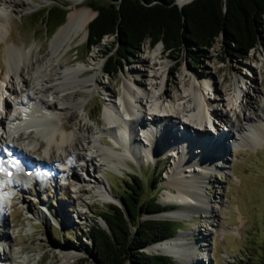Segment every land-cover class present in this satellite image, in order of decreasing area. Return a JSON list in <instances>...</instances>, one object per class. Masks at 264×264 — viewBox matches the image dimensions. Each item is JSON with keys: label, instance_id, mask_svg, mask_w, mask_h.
<instances>
[{"label": "rangeland", "instance_id": "1", "mask_svg": "<svg viewBox=\"0 0 264 264\" xmlns=\"http://www.w3.org/2000/svg\"><path fill=\"white\" fill-rule=\"evenodd\" d=\"M87 1L77 3L76 8H87L93 17L95 13L86 6ZM50 2L51 0H0V13L5 22L4 26L0 24L2 26H0V64L7 65L3 51L8 45H14L28 51L33 58L41 56L45 60L63 66L77 67L80 65L85 69L81 76L82 80L96 75L99 83L88 82L76 87L78 92H89L85 99V111L79 107L71 119L61 120L60 118L55 121V127L58 129H60L61 122L67 124L69 130H73L76 136L84 139L82 142L86 144L89 141L90 148L95 145L103 148L100 150L102 152L105 150L113 153L111 148L114 146L116 135L108 127L112 122H107L104 116L105 110L110 106L106 93H110V102H113L114 109L126 126L122 118L128 117L126 111L129 98L126 96L124 98V84L133 86L131 78L140 79L141 73L150 69L146 66V61H152L154 55L157 61L154 70L158 78H148V81L162 80L163 88L160 91L167 96L159 100L152 92H149L151 102L176 106L178 93H191V84L194 81L196 86H198L197 81L204 82L206 84L203 89L204 96L207 98L206 101L214 107L218 117L210 120L215 123L216 129L224 132H227L229 122L224 124L220 120L221 117H226L234 125L240 122L243 127H248L245 115L240 106L238 107L240 100L245 105L248 103V111H251L255 119L257 114L253 112L256 108L261 106L264 110V36L253 49L243 55L233 56L223 54L220 48V37H218L210 48L199 53L200 57L197 58L195 67L191 65V60L185 58L186 56L166 54L160 43L151 47L145 40L138 50L122 61V68L117 74L109 75L102 70V55L113 46L111 37H104L96 47L86 48V31L83 38L80 35L72 41L63 43L57 52L52 54L51 39L59 26L64 23L66 14L62 23L51 34H49V29H44L41 23L34 22V18L30 19L31 13L45 8ZM54 2L62 5L67 11L70 6L75 7L73 0H54ZM68 58L70 61L65 63V59ZM143 58L146 61H142ZM16 80L14 78V81ZM5 84L8 83L5 82ZM133 87L136 88L138 85L134 84ZM235 89H242V94L245 93L243 97L240 94L237 102L234 101L235 99L232 100L236 94ZM72 94L74 91L70 89L57 90L56 93L46 97L48 100L57 98L61 102H69ZM14 96L11 89L0 90V107L4 105L5 100L10 110L9 114H16L19 117L20 108L14 104ZM145 113L146 117L150 115L148 110ZM4 116L2 117L4 125L9 128L14 121L9 120L8 116L4 119ZM260 119H264L263 113ZM176 127L179 128L178 133L181 134L183 125L178 120ZM215 128L208 125L206 132L209 134L211 130L214 133ZM27 130H32L31 137L26 136L25 131ZM117 130L119 129L116 128L115 131L119 133ZM16 131L22 133L21 138L15 141L19 150L29 157L43 156L53 160L52 167L48 166L46 170L54 175L49 173L41 176L38 184L33 183L35 177H29L25 181L21 180V189L12 187L7 179L6 183H3L6 198L2 200L4 212L3 214L0 212V233L4 234V240L0 242V253L8 256L5 264H61L66 244L72 246L80 254L72 264L87 257V251L91 245L88 237L90 225L96 223L104 227L105 223L98 214L107 209L110 204L121 206L119 195L124 194L127 189L125 181L129 179V175L136 174L140 177L142 200L150 201L156 197V201L163 205V210L178 206L176 202L171 204L163 202L166 195L170 194L165 186L169 174L173 170L180 172L177 168L182 166V163H176V156L172 158L170 151H166L167 148L173 150L169 142L159 141L157 144L155 139L152 143H148L145 134L137 131V139L134 140L135 148L125 143L123 147L117 148L119 152L114 151L113 154L116 155L119 164L107 160V157H95L85 166L84 161L73 157L72 166L76 173V177H73L65 166L59 163L57 155L60 153V147L56 146L55 140L50 141L47 149L42 148L40 151L37 149L38 152L36 150L37 153H33L30 151L32 145L38 142L37 137L41 141L42 132L37 130L33 124L19 127ZM230 133L232 140L226 135L222 136V139L224 138L223 151L219 152L218 158L215 156L217 166L211 167L204 184L203 193L210 199L215 198L218 202L213 209L214 217L211 220L199 212L183 219L157 218L151 214L142 215L140 218L168 220L176 228L172 235L175 232L178 234L186 227L198 231L191 237L195 241L204 240L201 236L205 235L206 240L200 243L199 248L206 254L200 255L196 264H249L264 258V139L258 138L255 142H243L238 140V132ZM6 143L7 146L12 145L10 140ZM147 145H151L152 149L149 154L145 152ZM157 147L159 150H156ZM194 147L192 146V150L199 151V153L190 155L186 153L187 157H191L190 160L196 159L203 152L202 147H195L196 149ZM3 148L7 153L6 148ZM88 152L90 151L86 150L85 153ZM161 157L163 159L159 160ZM188 165V169L197 168L193 160ZM94 166L97 168L98 181L110 187L119 203L104 202L96 193L97 183L87 175V169ZM41 208L45 213L41 211ZM145 248L143 249L146 251ZM206 255L209 259L205 257Z\"/></svg>", "mask_w": 264, "mask_h": 264}, {"label": "bare ground", "instance_id": "2", "mask_svg": "<svg viewBox=\"0 0 264 264\" xmlns=\"http://www.w3.org/2000/svg\"><path fill=\"white\" fill-rule=\"evenodd\" d=\"M73 1L75 7H69L64 23L59 26L51 39L50 43L52 54L57 52L58 48L63 43L72 41L80 35H82V38L86 35V26L92 16L87 8H76V4L81 3L83 0ZM177 2L179 5H182L188 2V0H177ZM0 24L2 26L5 24L1 13ZM3 52L7 60V65L3 66L0 64V90L5 91L11 89V91L15 94L14 104L20 108V113L19 117L16 114H9L10 110L8 109V104L5 100L3 101L5 106L4 119L8 116L9 120L12 122L14 121V123L7 128L8 126L4 125V120L0 116V151H2V148L5 147L6 151L12 150L15 151V153L19 152L20 150L16 145V142L21 138L22 133L21 131L18 132L16 130L19 127L33 124L37 130L42 132L43 140L41 139L40 141L37 137L38 142L32 145V149L30 151L34 153L37 149H39V151L40 149L42 150V148L47 149L50 141L55 140L56 146L60 147V153L57 155L59 156V163L64 165L65 169H67L68 173L73 177H76V173L72 166L73 157L77 160L84 161L85 166L91 163L95 157H107V160H110L115 164H119L116 155L113 153L114 151L119 152L117 148L124 146L123 141L125 140V136L123 140H121V132L119 129V127L122 126L121 124L124 123L114 109L115 106L113 102H110V93H106L110 106L109 109L105 110L104 116L106 117L107 122H112V124L108 126L110 127V130L114 131L116 128L119 129L117 130L119 131L118 136H116L117 140L115 139L114 146L111 148V152L113 153H108L109 151L106 152L105 150L102 152L100 150H103V148L95 145H92L90 148V145L88 144L89 141H87L86 144L82 142L84 139L76 136L73 130H69L67 124H63L64 122H61L60 129L55 127V121L60 118L61 120L64 118L71 119L74 112L79 109V107L85 111V99L87 98L89 92H78L76 87L80 84H86L88 82L99 83L97 82L96 75H92L90 78L82 80L81 76L85 69H83L80 65L77 67L63 66L59 63L54 64L51 61L45 60L44 57L41 56L33 58L28 54V51L14 45H8ZM155 58L156 55L153 56L152 61H146L145 58L141 59L142 61L147 62L146 66L150 69L141 73L140 79L134 77L131 78V82L134 83L135 86L138 85V87H136L137 89L133 87L134 84L133 86L126 83L124 84V98L125 96L126 98H129L126 111L128 116L126 126H128L130 134L126 135V144L135 148L136 144L134 140L137 139L136 137L138 133H136V128L138 127L141 129V134H145L148 143H152L155 139L157 144L159 141L169 142L170 146L173 147L172 149L177 150L173 151L167 148L166 151H170L169 153L172 158L176 156L177 164L182 163L181 168H177L180 172L173 170L171 174H169L165 186L170 194L166 195V198L163 201L165 204L176 202L178 206L151 214V216L157 218L183 219L191 217L195 212H199L205 218L211 220L212 217H214L213 209L216 207L218 202L215 198H208L203 191L204 184L208 178V173L212 166H217L215 163L217 160L216 157L217 155L219 156V152L223 151L224 138L222 139V136L226 135L227 138L229 137L230 140H232L233 137L230 132L235 131L239 134L238 140L243 142H255L258 138L264 139V119H260L262 113L264 115V110L261 106H258L253 112V114H257V117L256 119L253 118L251 111H248V103L245 105L242 103V100H240L241 103L237 100L243 92H241L242 89H235L236 94L233 96L232 100L235 99V102L239 101L238 107L240 106L241 111L245 115L248 127H243L240 122L234 125L232 122L228 121L226 117H221L220 120L224 124L229 122V127L227 132H224L223 130L219 131L218 128L216 129L214 127L215 123L210 120L211 118H218L216 110L212 107V105H210V103H208V101H206L207 98H205L203 93V89L206 87V84L200 81H197L198 86L194 83L195 81H192L191 93L183 94L180 92L177 94L178 103L176 106L165 105L162 102L153 103L149 100V92H152L156 99L159 100L164 99L167 96L164 92L160 91L163 88L162 80L159 82H152V80L148 81V78H158L154 70V67L157 64ZM69 61V58L65 59V63H68ZM13 77L17 80L14 81ZM5 82L8 84L4 85ZM66 89L74 91V94H72L70 98H75L77 99L76 101L71 99L69 102H61L57 98L48 100L46 97L47 95L56 93L57 90L63 91ZM243 96H245V93L242 94V97ZM146 105L147 107L145 109ZM146 110L150 113L151 121L145 117ZM63 113L64 115H61ZM177 120L183 125L181 134L178 133L179 128L176 127ZM208 125L212 126L213 129L215 128L216 131L212 133L210 130L211 133L209 132L208 134L206 132ZM25 134H27V137H31V134L33 133L32 130H27L25 131ZM33 137L35 139V135ZM186 137H188V139H185ZM8 140L11 141L12 145L10 144L7 146L6 141ZM147 146V149L145 148V152L149 154L152 149L151 145ZM192 146L202 147L203 152L201 153L202 155L200 154L201 157L198 156L196 159H192L197 168L192 167L191 170V168L188 169V163L192 160H190L191 157H187V154L190 155L199 153V151L197 152L194 149L192 150ZM92 148L93 150H90ZM86 150H89L90 152L85 153ZM156 150H159V148L157 147ZM183 151H185V154H183ZM38 157L33 158L24 155L25 160L32 161L31 164L33 173H29L30 175L18 176L17 173L20 171V167H14V173L17 175L14 179L11 177L8 178L5 175H3V177L0 176V179H3L4 181L6 179L11 180V183L8 184H11L12 187L18 189H21V180L25 181L29 179V177H35V184H38L41 176H45L50 173L49 170H45V167L42 166H46L48 168V166L52 167L53 164V160H49L43 156ZM3 161L7 162V157H4ZM96 169V166L91 169H87V175L90 178H93L97 183L96 193L104 202L111 201L119 203V200L113 195L110 187L102 185L98 181ZM39 171L44 174L39 176V174H41ZM2 185L3 184L0 185L1 214L4 212L2 208V200L6 198V192H4L6 190L3 189ZM42 212L45 213L44 211ZM196 232L198 233L195 229L186 227L173 237L161 239L158 242L146 246V252L168 254L178 264H196L200 255L202 256L203 254H206V252L200 250L199 248L200 243L206 240V236L202 234L201 237H203L202 239L204 240L195 241L191 237L197 234ZM3 238L4 234L0 233V242L4 240ZM64 247L65 251L62 256L63 261L61 264H72V262L80 256V254L69 244H66ZM205 257L209 259L208 255ZM7 259V255L0 253V264H5L4 262L7 261Z\"/></svg>", "mask_w": 264, "mask_h": 264}, {"label": "trees", "instance_id": "3", "mask_svg": "<svg viewBox=\"0 0 264 264\" xmlns=\"http://www.w3.org/2000/svg\"><path fill=\"white\" fill-rule=\"evenodd\" d=\"M86 6L95 14L86 26L85 47H96L104 37L112 38L113 46L102 55V70L109 75L117 74L122 61L145 40L151 47L160 43L166 54L186 56L195 67L199 53L218 37L223 54L233 56L253 49L264 36V0H190L182 5L176 0H88ZM66 11L51 0L45 8L31 13L30 19L51 34ZM125 183L127 189L119 195L121 206L110 204L98 214L105 226L90 225L88 256L75 264H174L167 256L142 250L176 229L168 220L140 219L163 211V205L156 197L141 199L138 175H129ZM249 264H264V258Z\"/></svg>", "mask_w": 264, "mask_h": 264}, {"label": "snow or ice", "instance_id": "4", "mask_svg": "<svg viewBox=\"0 0 264 264\" xmlns=\"http://www.w3.org/2000/svg\"><path fill=\"white\" fill-rule=\"evenodd\" d=\"M8 162L0 160V176L6 175L8 177L12 176V172L8 171V168L6 167V164ZM12 167L19 168V161H13L11 162ZM5 181L3 179H0V184H3ZM8 183H11V180L7 181Z\"/></svg>", "mask_w": 264, "mask_h": 264}, {"label": "water", "instance_id": "5", "mask_svg": "<svg viewBox=\"0 0 264 264\" xmlns=\"http://www.w3.org/2000/svg\"><path fill=\"white\" fill-rule=\"evenodd\" d=\"M146 215H148V214H146ZM146 219V218H145ZM149 219H157V218H149ZM101 226V225H100ZM177 232H175L173 235H171V236H169V237H167L166 239H168V238H170V237H173L175 234H176ZM161 240V239H160ZM152 244V243H151ZM149 245V244H148ZM147 246V245H146ZM142 250L145 252V253H148V252H146L143 248H142ZM148 254H151V255H163V256H167V257H169V259L174 263V264H178L177 262H175L174 261V259L171 257V256H169L168 254H164V253H148Z\"/></svg>", "mask_w": 264, "mask_h": 264}]
</instances>
